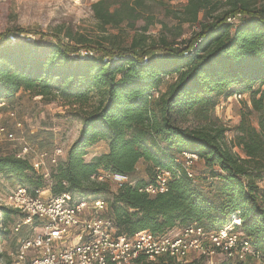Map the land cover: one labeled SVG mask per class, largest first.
<instances>
[{
  "label": "trees",
  "instance_id": "16d2710c",
  "mask_svg": "<svg viewBox=\"0 0 264 264\" xmlns=\"http://www.w3.org/2000/svg\"><path fill=\"white\" fill-rule=\"evenodd\" d=\"M226 3L227 11L212 16L218 10L215 0H186L183 22L198 30L178 43L162 37L147 46L144 34L153 22L143 17L142 0H98L91 11L101 34L123 23L131 30L140 20L147 23L139 28L142 35L127 41L102 35L96 55L86 60L71 57L79 47L91 46V39L81 35L67 34L68 43L57 35L43 43H10L9 34L0 32V102L19 92L69 107L82 108L94 100L65 159L50 173L53 196H78L77 201L107 196L104 215L127 237L141 231L165 235L192 224L215 232L237 217L243 236L264 261V5ZM237 14V24L226 21ZM168 78L174 81L163 91ZM233 95H248L250 107L245 104L229 145L227 129L214 126L210 115L219 98ZM252 113L256 126L249 119ZM190 116L201 125L181 127L179 120ZM101 141L107 152L86 159L89 148ZM16 151L0 154V175L29 191L38 189L42 176H36L28 158H16ZM184 152L197 155L194 166L201 167L199 174L192 169L191 178L182 167ZM140 164H146L147 180L135 177ZM158 169L171 171L167 192L153 197L139 193L138 187L152 183ZM99 173L126 175L133 185L112 192L108 180H90ZM21 217L0 205V241ZM204 259L191 256L186 264H206ZM133 264L182 263L140 257Z\"/></svg>",
  "mask_w": 264,
  "mask_h": 264
},
{
  "label": "built area",
  "instance_id": "2783aa9c",
  "mask_svg": "<svg viewBox=\"0 0 264 264\" xmlns=\"http://www.w3.org/2000/svg\"><path fill=\"white\" fill-rule=\"evenodd\" d=\"M240 19V14H237L226 21L235 25ZM7 41L33 43L31 37L24 33L9 34ZM95 55L94 50L80 47L71 57L86 60ZM107 59L104 58V61ZM143 61L146 62V58H143ZM232 98L242 99L245 95H233ZM4 105L1 103L0 107ZM8 109V118L13 121L15 128H22L16 111L10 107ZM15 140V133L0 124V143ZM15 154L18 159L28 158L34 171L48 177L49 172L44 169L45 160H49L55 167L65 155V151L54 147L51 152H37L30 145L23 143ZM197 159V155L187 152L181 156L182 167L190 178L193 176L192 168ZM170 177V170L158 169L154 181L140 185L138 192L149 197L163 194L167 192ZM90 180H108L116 189L126 184L133 185L129 177L123 174L99 173L91 175ZM3 205L19 211L22 215L13 226V232H19L26 226L34 231L10 254L13 258L11 264H133L140 257L150 262L159 257H169L186 264L191 256L203 257L209 264L221 260L240 263L251 260L264 264L243 236L240 230L241 220L237 217L215 232L192 224L176 234L168 232L165 235H155L141 231L127 237L119 235L112 220L104 215L106 203L100 199L75 201L67 194L43 196L40 189L29 191L18 186L5 197ZM216 258L218 261L214 262Z\"/></svg>",
  "mask_w": 264,
  "mask_h": 264
},
{
  "label": "rangeland",
  "instance_id": "374dc122",
  "mask_svg": "<svg viewBox=\"0 0 264 264\" xmlns=\"http://www.w3.org/2000/svg\"><path fill=\"white\" fill-rule=\"evenodd\" d=\"M96 1L98 0H0V32L12 35L24 33L31 37L33 43L53 41L55 35L64 43H68L67 34L73 36L81 35L86 39H91L92 42L90 47L83 46L81 48H90L92 50L97 49L96 44L101 42L102 35H116L118 41H127L133 35H142L139 28L147 23L146 20L136 22L133 30L127 26V23H123L119 29H109L107 33L101 34L91 11V5ZM142 1L143 7H145L143 17L151 19L153 22L144 34L147 46L157 44L162 37L178 43L183 39H188L198 30L197 26L183 22L181 11L186 4V0ZM215 1L219 3L218 10L212 16L222 14L229 9L226 0ZM249 1L254 7L264 5V0ZM201 18L202 13L200 14ZM17 29L20 32H16ZM127 43L124 42V44ZM172 81L174 79L168 78L165 80V84L161 86V89L164 91L166 84ZM93 103L94 100H91L89 104L82 108L69 107L60 101L47 104L41 101L39 97L33 98L29 94H21L10 108L16 111L17 119L21 122L22 128H15L13 121L8 118L7 112L9 109L0 110V124L5 125L16 136V140L13 142L0 143V154L19 149L23 143L30 145L37 152H51L54 147H60L66 153L67 147L78 134L82 115L84 112L89 111ZM245 104L250 107L248 95L237 100L221 97L217 100L211 112V123L214 126L227 129L224 137L229 145L233 140L234 127L239 123L241 113L245 111ZM249 119L256 126V115L252 113L249 115ZM179 125L184 128H195L201 124L190 116L180 119ZM101 142L97 148L101 147ZM233 151L239 152L237 148H233ZM62 160L63 158L60 161ZM44 169L48 170L49 176L41 177L38 189L41 190L43 196H48L52 194L49 177L54 166L50 164L49 160H45ZM192 169L196 174L201 172L199 164ZM138 173L139 178L143 177L147 180L146 164L139 165ZM40 175V173L36 174L37 177ZM18 186L20 185L14 179L0 175V205H3L5 197ZM260 186L264 188V182H261ZM28 188L33 189L35 187L31 186ZM111 191H116L113 185L111 186ZM106 197L102 195L100 198L106 203ZM77 199L78 196L72 197V200ZM182 228V226H177L173 230L179 232ZM10 230L11 233L0 241V264H5L7 261L8 264H11L13 258L10 254L16 251L20 242L28 238L31 232L34 233L27 226L23 227L19 232ZM204 261L209 264L206 259ZM217 261V258L214 259V262Z\"/></svg>",
  "mask_w": 264,
  "mask_h": 264
},
{
  "label": "crops",
  "instance_id": "0c3cea01",
  "mask_svg": "<svg viewBox=\"0 0 264 264\" xmlns=\"http://www.w3.org/2000/svg\"><path fill=\"white\" fill-rule=\"evenodd\" d=\"M21 94H24V93H22V92H19L15 97H13L12 99H10V100H8V101H2V102H0V104L2 103V104H5L4 106H2V107H0V110L1 111H5L6 109H8L10 106H12V104L15 102V101H17L18 100V97L21 95ZM81 126V125H80ZM80 129V128H79ZM79 132V131H78ZM77 136H78V134L76 135V137H75V139L77 138ZM74 139V140H75ZM73 140V141H74ZM72 141V142H73ZM72 142L70 143V145L72 144ZM99 143L100 142H98V143H96L95 145H93V146H91L90 148H89V150H88V154H87V159L88 160H90L92 157H94L95 155H99V154H103V153H106L107 152V146H106V144L102 141L101 143H102V145H101V147L100 148H97V146L99 145ZM69 145V146H70ZM68 146V147H69ZM68 147H67V149H68ZM96 147V149H94ZM67 149H66V151H67ZM94 149V150H93ZM98 149H100V151H98ZM65 155H66V153H65ZM65 155L63 156V160L65 159ZM139 172V167L137 168V170H136V175H135V177H137L138 179H144L143 177L142 178H139L138 177V173ZM170 232H172V233H174V234H176L177 232L175 231V230H171Z\"/></svg>",
  "mask_w": 264,
  "mask_h": 264
}]
</instances>
